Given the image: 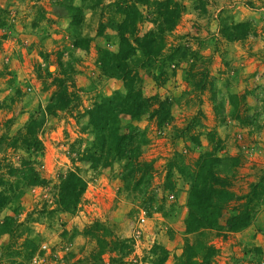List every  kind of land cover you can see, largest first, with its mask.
I'll use <instances>...</instances> for the list:
<instances>
[{
	"label": "rangeland",
	"instance_id": "obj_1",
	"mask_svg": "<svg viewBox=\"0 0 264 264\" xmlns=\"http://www.w3.org/2000/svg\"><path fill=\"white\" fill-rule=\"evenodd\" d=\"M114 1L100 0L104 7L93 8L89 0H74L83 14L79 27L70 29L72 18L56 17L54 0H0V163L17 165L21 157L30 158L10 145L32 116L47 109L56 79H66L74 96L67 109L47 116L39 132L44 152L32 159L46 184L9 186L19 198L1 213V219L10 215L16 223L13 233L0 235V264H101L102 235L105 242L119 241L120 251L124 244L122 253L130 246L123 241L132 242L124 259L107 249L104 264H181L191 238L185 227L190 187L176 165L180 156L194 167L201 155L217 148L219 157L240 161L234 170L228 164L220 168L223 175L235 172L232 189L237 195L251 193L254 184L264 185V0H174L184 10L164 54H170V47H188L187 58L173 65L159 57L146 68L137 62L141 95L171 104L173 120L164 126L151 116L135 121L127 113L121 116L122 133L138 127L144 134L141 158L153 164L149 193L158 197L160 213H152L155 204L148 196L126 190L120 177L124 162L94 168L83 159L95 141L87 112L126 93L123 81L105 75L99 62L100 49L118 53L121 47L115 30L101 29L110 20L104 9ZM241 24L246 27L238 28ZM153 28L146 21L137 35ZM239 32L245 35L227 36ZM85 39L90 40L88 49L82 47ZM234 96L238 98L232 102ZM209 133H216L220 144H211ZM70 171L87 182L74 214L58 211L55 204L60 178ZM251 204L256 213L247 228L214 233L219 249L214 264H264V186ZM236 205L224 211L223 226ZM95 223L110 235H89Z\"/></svg>",
	"mask_w": 264,
	"mask_h": 264
},
{
	"label": "trees",
	"instance_id": "obj_2",
	"mask_svg": "<svg viewBox=\"0 0 264 264\" xmlns=\"http://www.w3.org/2000/svg\"><path fill=\"white\" fill-rule=\"evenodd\" d=\"M89 1V6L93 8L101 6L100 0ZM53 6L56 8V17L72 18L70 29L79 27L83 12L82 8L74 5V0H54ZM141 8H147L148 11L143 12ZM183 10L182 5L174 0H115L104 9L110 20L105 25L102 24L101 29L108 26L115 30L121 41V47L118 53L100 49L99 62L105 75L123 81L126 93L111 96L87 112L89 127L95 135V141L85 152L83 159L91 163L94 168L101 163L108 167L116 162H124L120 177L125 183L126 190L140 195L143 199L148 196V202L155 204L151 209L152 213H160L162 207L160 205L159 208L155 207L159 202L158 197L155 195L150 197L149 193L154 168L152 163L143 161L141 158L142 146L145 142L144 134H141L138 127H130L128 133H122L121 116L127 113L134 121L151 116L156 119L159 126H164L173 120L169 100H163L160 97L145 98L141 95L138 88L139 63L137 62H142L139 67L146 68L151 67L159 57L170 63L187 58V51H190L188 47L187 49L179 46L170 47V54H164L170 45L169 37L181 22ZM146 21L150 22L154 28L143 36H138L139 25ZM237 27L242 29L246 27V24ZM244 35V32H239L236 35L233 33L227 36L234 39ZM89 42V39H85L82 47L88 49ZM55 82L57 90L52 95L47 109L32 116L14 136L10 145L15 151L29 153L30 158L21 157L17 165L0 163V188L4 189L0 193V235L13 233L12 227L16 223V219L10 215L1 219L2 211L19 198V192L9 187L10 184L16 182L25 187H41L46 184V180L42 178L37 168V163L32 159L33 156L42 155L44 152L39 132L44 127L48 115L67 109L74 98L69 92L66 79H56ZM237 98L232 97V102H235ZM223 107V105L219 106V112ZM208 140L211 144L221 142L216 133H209ZM217 152L218 149L214 148L213 152L204 153L194 167L185 164L182 156L176 163L179 173L185 176L190 187L187 202L189 214L185 220V227L186 236L191 239L187 240L183 255L179 258L181 264H214L219 256V249L214 244V233L239 232L247 228L255 217L256 209L251 207V203L260 194L261 187L264 185L254 184L251 193L237 195L232 189L235 172L231 176L229 173L223 175L220 173V168L228 164L230 169L234 170L240 161L237 157L221 158ZM170 182L171 174L167 178V183ZM167 188L170 191L174 190L173 186H167ZM86 190L87 182L77 171H70L66 176L61 177L55 198L57 210L70 214L76 213ZM232 203L237 205L233 207L232 216L227 225L223 226L220 220L224 211L230 208ZM97 232H105L106 236L110 235V233L108 235L109 230L100 223H95L87 231L92 236H95ZM101 238L103 235L98 239L101 247L98 253L101 264H104L101 257L107 253V249L110 253L118 251L123 259L131 252L132 242L129 239L123 241L130 246L126 247L127 252L122 253L124 244L120 251L119 241L105 242ZM9 264L25 263L12 261Z\"/></svg>",
	"mask_w": 264,
	"mask_h": 264
},
{
	"label": "crops",
	"instance_id": "obj_3",
	"mask_svg": "<svg viewBox=\"0 0 264 264\" xmlns=\"http://www.w3.org/2000/svg\"><path fill=\"white\" fill-rule=\"evenodd\" d=\"M185 200V199H184Z\"/></svg>",
	"mask_w": 264,
	"mask_h": 264
}]
</instances>
